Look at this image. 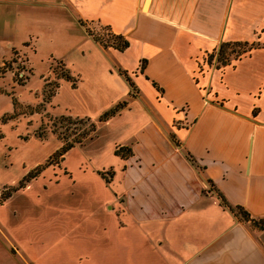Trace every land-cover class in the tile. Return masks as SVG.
I'll return each mask as SVG.
<instances>
[{"label": "crops", "instance_id": "obj_1", "mask_svg": "<svg viewBox=\"0 0 264 264\" xmlns=\"http://www.w3.org/2000/svg\"><path fill=\"white\" fill-rule=\"evenodd\" d=\"M31 6L80 27L75 59L53 55L78 80L59 79L48 113L92 118L128 96L130 85L136 94L0 202L3 261L264 264V227L228 208L264 218V0H0V20H27ZM79 20L108 25L126 47L103 49ZM230 40L253 46L223 65L207 60ZM59 85L80 96L60 99ZM41 86L42 76L15 95L32 104ZM25 117H33L29 130L40 121L36 112ZM44 141L32 159L11 145L0 172L21 164L18 179L59 145L53 135ZM118 145L130 153L114 154ZM85 146L88 154L76 156ZM108 168L105 178L100 170Z\"/></svg>", "mask_w": 264, "mask_h": 264}, {"label": "rangeland", "instance_id": "obj_2", "mask_svg": "<svg viewBox=\"0 0 264 264\" xmlns=\"http://www.w3.org/2000/svg\"><path fill=\"white\" fill-rule=\"evenodd\" d=\"M28 10L31 11V14L28 16L29 19L27 20L25 17H15L14 19L12 16H3V20H0V156L3 152L2 159H5L4 157L7 156V152L11 149V145H16V154L19 152V155L27 154L28 158L31 157L32 159L34 153H36L37 156L47 149L48 141L45 142L44 139H46L47 136L53 135L58 140L59 145L48 153L40 162L36 163L40 164L44 162L61 144V139L52 131L51 125L53 117L59 114H50L46 111L45 104L49 99L47 101L43 100V96L44 92L47 93L49 89L54 92L56 87L54 88L53 82L56 81L58 84L59 79H62L59 77V74L64 73L65 70L69 73V70L64 66V63L60 59L53 57V55H57V57L65 56L69 64L71 60L75 59L77 50L74 47H76L75 41L79 34V31L77 30H79L80 27L76 24V21H69L63 18L60 19L58 15L49 12L50 10L46 11L44 7L40 8L38 6H31ZM80 25L84 28L86 33V28L93 33H98L102 30L99 28V25L92 21H83V24ZM30 29L31 31L28 32ZM29 34L31 36H29ZM88 35L94 40L92 34L89 33ZM94 41L100 45L96 40ZM28 47L34 49L33 53L31 51L29 52L33 66H31L28 61V55L26 52ZM23 48H26L24 49L25 51ZM102 48L106 49L108 46ZM6 70L8 72H5ZM43 72L45 73L41 75ZM41 76L42 86L40 87V99L32 104L20 102L15 94L20 92L23 85H29L31 88L39 85ZM71 79L74 81V83L71 84L75 85L78 79L75 76H71ZM63 80L66 82V79ZM10 85H13V88H11ZM69 88L66 85H59L60 99L70 101L80 96L79 92L81 91L73 92ZM134 94H136V90L133 85H130L129 95ZM129 95L123 98L126 99V102L130 97ZM12 98L15 101L14 106L12 104ZM55 108L59 109L60 106ZM33 112L39 113L40 121L34 128L29 130V125L33 121V117L25 116H28ZM94 117L95 116H92V118ZM54 123L57 127L56 131H59L60 133L65 132L68 134L69 131L72 130V124L63 122V124L68 125V129L64 130V125L57 121ZM38 131H40V133H38ZM106 134L108 133L104 132L102 136ZM29 137H31V139L27 142L26 140L29 139ZM33 137L36 138V140ZM83 148H78V150L81 151L80 153L76 151L77 154H79L76 156H85L88 154L87 152L89 151H87L86 146ZM62 156L63 154L56 158L51 157L50 163H48L47 166L59 164ZM73 157H75L74 154L69 155V163L71 162L70 159ZM28 158L26 157L25 163L30 160ZM6 163L7 162H3L5 166H7ZM17 166L19 169L22 167L21 164H14V166L8 168L7 173L3 174L0 172V182L5 181V183H8L9 181L14 180L13 184L3 185L0 189V193L3 190H7L8 187L16 186L18 180L24 174L23 173L18 179H16L15 167ZM34 166L35 165L32 167ZM109 171V168L100 170L105 178H108ZM18 187L19 186H16L15 189ZM4 199L5 198L0 195V202ZM263 220L264 219L261 220V223ZM9 248L11 251V247ZM0 264H12V261H10L9 258L3 261V258L0 257Z\"/></svg>", "mask_w": 264, "mask_h": 264}, {"label": "trees", "instance_id": "obj_3", "mask_svg": "<svg viewBox=\"0 0 264 264\" xmlns=\"http://www.w3.org/2000/svg\"><path fill=\"white\" fill-rule=\"evenodd\" d=\"M92 21V20H90ZM99 25V28L102 29L100 32L93 33L88 28H86L87 33L92 34L94 40H96L102 47L112 46L118 50H122L127 45V40L118 33H114L110 30L109 26L106 24L99 23L97 21H92ZM80 24H83L82 20H79ZM253 46L252 42H247L245 40H230V41H220L216 48L208 53L207 60L210 62L213 58V62L215 65H223L225 63H228L230 59L239 57L242 53L247 51L249 48ZM59 77L71 80V83L73 84L74 81L71 79V75L65 70L64 73H60ZM54 88L57 87V82H53ZM53 94V91L50 89L46 92H44L43 100H48L49 97ZM14 99L12 98V104L14 106ZM126 103V99H122L114 103L113 105L109 106L108 108L101 111L95 118H91L89 116H78V115H71V114H59L57 116L53 117V120L51 122L52 125V131L56 133L57 137L61 139L60 146L52 152V154L42 163L36 164L34 167L27 170L22 177L18 180V183L16 186H21L23 183L30 178L37 175L40 170L45 167L48 163H50V158H56L58 156H61L68 148L71 146L80 143L83 139L90 136L94 130L96 129V126L98 123L106 120L113 114H115L121 107H123ZM35 109V108H32ZM11 116V115H10ZM55 121L58 123H61L64 125V130L68 129L65 123L72 124V130L69 131V133L65 132H59L56 131L57 127L55 126ZM40 133V131H38ZM69 135V136H68ZM130 153V149L128 146L124 145H118L114 148V154L119 155L121 157L126 156ZM8 187L7 190L1 191L0 195L1 197H6L9 195V193L15 189V187ZM219 202L222 204L224 203V200L222 196L217 192L216 193ZM228 208L230 211L238 216L242 220H248L251 224L258 226L260 228L264 227V220L261 223V220L264 219H253L250 218L248 213L239 205H228Z\"/></svg>", "mask_w": 264, "mask_h": 264}]
</instances>
